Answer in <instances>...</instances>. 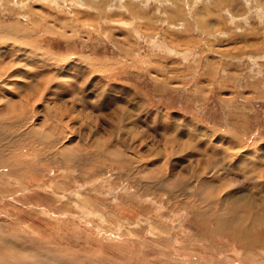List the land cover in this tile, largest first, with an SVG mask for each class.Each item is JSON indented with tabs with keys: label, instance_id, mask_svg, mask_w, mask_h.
<instances>
[{
	"label": "rangeland",
	"instance_id": "rangeland-1",
	"mask_svg": "<svg viewBox=\"0 0 264 264\" xmlns=\"http://www.w3.org/2000/svg\"><path fill=\"white\" fill-rule=\"evenodd\" d=\"M225 195L263 209L264 0H0V264H264Z\"/></svg>",
	"mask_w": 264,
	"mask_h": 264
},
{
	"label": "bare ground",
	"instance_id": "bare-ground-1",
	"mask_svg": "<svg viewBox=\"0 0 264 264\" xmlns=\"http://www.w3.org/2000/svg\"><path fill=\"white\" fill-rule=\"evenodd\" d=\"M72 3V2H71ZM201 184V183H200ZM198 190V189H197ZM209 195V194H207ZM206 195V196H207ZM214 195V194H213ZM220 196V195H219ZM207 198V197H206ZM223 198V199H222ZM220 200L219 199V202H218V206H224L227 204V207L225 209H223L222 213L220 214H223L222 216H220L219 212L215 211L216 215H217V220H219V218L221 217H225V218H230V221L232 224V226L229 228H227L228 231L231 230V238H236V240H238L239 238H244L246 237V239H248L249 237H251V242H250V248L254 247L255 244H257V247L258 246H262L264 244V239H259L258 236H262L264 235V204H263V209L262 210H257V205H255L256 207V210H252V209H255V208H252L250 209V207H252L253 202H249V201H242L241 204L238 203L236 201V198L232 195H225L223 196ZM238 198V197H237ZM245 198V197H244ZM240 200V198L238 199ZM243 200V199H242ZM209 201V200H208ZM241 201V200H240ZM203 202V201H202ZM233 204H236L233 205ZM261 205V204H260ZM254 206V205H253ZM262 206V205H261ZM225 207V206H224ZM249 207V208H248ZM251 210V211H249ZM260 208V207H258ZM208 213V212H207ZM211 213V212H210ZM209 213V214H210ZM241 213V214H240ZM47 214V213H46ZM213 214V213H212ZM208 215V214H207ZM214 215V214H213ZM86 216V215H85ZM252 222V224H249V222ZM59 227V226H58ZM37 231V230H36ZM119 231V230H118ZM255 233V236H251V233ZM230 233V232H229ZM118 234V233H117ZM110 236V235H109ZM229 236V237H230ZM118 237H116L117 239ZM121 239V238H120ZM122 240V239H121ZM126 241V239H125ZM246 240H244L245 242ZM241 243V242H240ZM17 244V243H16ZM262 244V245H261ZM264 246V245H263ZM1 247V246H0ZM21 249V248H20ZM41 249V248H40ZM22 250H23V253L27 255L28 258H30L29 256L30 255H33L34 254V257H37L36 254H38V252H31L30 251V248L27 247H22ZM1 252V251H0ZM88 253V252H87ZM47 254V253H46ZM53 254V253H52ZM38 256H42V255H38ZM44 257V256H42ZM51 258L49 256H46V260H43L41 261L40 263H38L37 261L33 260L35 258H33V262L34 264H48V259ZM31 259V258H30ZM42 259V258H39V260ZM27 262V261H26ZM32 262V264H33ZM72 262V261H71ZM29 263V262H28ZM49 263L50 264H55L54 261H50L49 260ZM62 263V262H59V264ZM76 263V262H75Z\"/></svg>",
	"mask_w": 264,
	"mask_h": 264
}]
</instances>
